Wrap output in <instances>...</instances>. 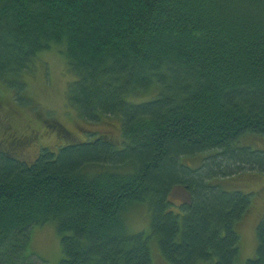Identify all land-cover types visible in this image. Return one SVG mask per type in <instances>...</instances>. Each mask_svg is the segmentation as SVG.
<instances>
[{"label": "trees", "instance_id": "trees-1", "mask_svg": "<svg viewBox=\"0 0 264 264\" xmlns=\"http://www.w3.org/2000/svg\"><path fill=\"white\" fill-rule=\"evenodd\" d=\"M54 51L78 117L120 127L79 141L54 120L53 144L34 110L21 128L40 109L28 73ZM0 85V264H36L32 230L51 222L60 264H153V237L169 264L237 263L252 194L220 180L264 172L241 143L264 137V0H0ZM145 205L150 230L131 232ZM257 238L246 264H264V216Z\"/></svg>", "mask_w": 264, "mask_h": 264}, {"label": "rangeland", "instance_id": "rangeland-1", "mask_svg": "<svg viewBox=\"0 0 264 264\" xmlns=\"http://www.w3.org/2000/svg\"><path fill=\"white\" fill-rule=\"evenodd\" d=\"M34 68V72L28 73L27 80L25 79L28 83L26 92L28 97L31 98L30 106L32 104V106H37L40 109L22 108L24 109L23 114L16 117L21 128L24 127L31 117V120L34 119V110L37 113L42 112L43 119L47 121L44 122L46 127L41 126L42 132L43 128L47 131L45 137L48 138L43 139L44 142L54 139L52 141L53 144H59L58 142L60 141L55 140L56 129H59V127L52 126L54 120L70 130L74 138L79 141L88 139L90 131L97 133L111 132L110 130L115 128L114 125L120 127L121 122L115 118L88 123L78 117L77 111L68 104L67 89L73 79L68 70L66 60L60 54L54 51L41 55ZM2 89V93L6 101H8L7 106H13L12 90L10 91L3 86ZM26 100L27 97L24 102ZM5 117L7 118V116ZM49 124L55 130L48 126ZM2 134L3 129H1L0 124V140L2 139ZM116 135H119V130L116 131ZM241 143L264 150V137H259V135L242 138ZM37 150L38 147L35 152ZM192 162L197 163L195 160ZM220 185L226 191H241L245 194H252L251 207L237 225L240 235V255L236 264H246L247 260L255 258L257 255V226L264 216V172H242L234 177L220 180ZM185 194L186 192L175 190L172 198L176 203L180 204L182 198L186 197ZM132 211L129 216L131 232H148L150 230V212L148 207L146 205L139 208L135 207ZM153 238L151 243L153 264H169L163 258L155 237ZM30 249L34 253L32 259H35L36 264H60L62 260V244L56 223L51 222L34 227L31 233Z\"/></svg>", "mask_w": 264, "mask_h": 264}]
</instances>
